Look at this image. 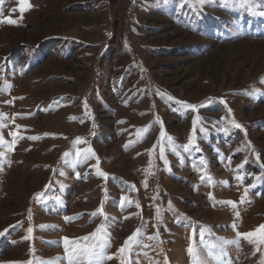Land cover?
<instances>
[{
  "label": "rangeland",
  "instance_id": "374dc122",
  "mask_svg": "<svg viewBox=\"0 0 264 264\" xmlns=\"http://www.w3.org/2000/svg\"><path fill=\"white\" fill-rule=\"evenodd\" d=\"M28 2L0 4V264H69L102 224L91 264H264L238 236L264 225V0Z\"/></svg>",
  "mask_w": 264,
  "mask_h": 264
},
{
  "label": "snow or ice",
  "instance_id": "6c2138e0",
  "mask_svg": "<svg viewBox=\"0 0 264 264\" xmlns=\"http://www.w3.org/2000/svg\"><path fill=\"white\" fill-rule=\"evenodd\" d=\"M168 0H165V3H167ZM227 2V0H226ZM233 2H237V0H233ZM240 3L244 4L247 3L249 7H251V0H239ZM4 3V0H0V4ZM19 3V11L21 13H23L26 10L30 9V4L28 2V0H18ZM193 3L196 4H203L204 0H193ZM0 11H2V9H0ZM260 15H264V11L260 12ZM0 23H4V24H8V25H13L16 26L17 25V21L12 19V18H6V19H2L0 20ZM169 100L172 99V97H168ZM186 108H189L191 110H195V106L192 105H182ZM3 114H0V128H3L4 125L2 123L3 121ZM15 119V117L13 118ZM197 124V121L194 119L193 120V132L190 133L189 137H188V141L185 145H183V151L185 152H189L193 149L199 151L200 149H198V147L196 146V144L194 143L195 140V136L194 133L196 131L195 129V125ZM234 127L236 128H240L241 125L233 122ZM20 131L19 127H17L15 132L10 133V135L12 136V145H10V148H14L16 139L17 137V133ZM201 131H203V129H201ZM165 136V133L163 131V128L161 129L160 132V138L163 139ZM22 138V137H20ZM31 139H35V137H32ZM169 143H171V137L167 138ZM77 145L80 144H84L86 143V141H82L80 139H77L75 142ZM4 144V140H3V136L0 135V145ZM161 152V159L164 160L165 164H167V161L164 159V148L161 147L160 149ZM65 156H68V153L64 154ZM75 156L77 158V161L80 160H84L86 161L87 159L90 158V156H95V153L93 151V149L91 147H86V148H77L76 152H75ZM97 172L98 175L100 177H103L105 179H107V175L105 173H103L102 171H100L97 168ZM239 179L242 180L241 177H238ZM205 179V177L202 176V180ZM133 187L134 186H130ZM247 193V188L245 189V195ZM211 198V196H210ZM128 203L130 205V201H127L126 197H121V201H120V205L123 208L125 206V203ZM229 205L234 206L235 202L232 201H227L225 202ZM171 207V205H169ZM157 214H159V209H157ZM94 217L96 215H103V207L101 205V208H99L96 212H94L92 214ZM238 215V214H237ZM105 219H107V217L105 216ZM32 229L29 228L28 232L31 233ZM107 228L104 224H102L101 226H99L96 231L88 236H84L81 238H78L76 240H69V238L65 237L62 238L63 239V245H64V249H65V254L69 260V264H79L81 258H87L88 264H91V261L93 258H95L97 261H102L103 259H113L115 258L114 256H107L105 257L104 255V248L107 246V242L105 240V242L103 244L100 243V241L98 240V236L103 235L104 233H106ZM139 234V230H137V233H133L132 236L128 237L124 243V245L118 249V253L123 254L126 250H128L130 248V246L132 245V243L136 240L137 235ZM0 235H3V233H0ZM243 235L244 238L249 239L250 242H256L257 244H264V225H259L255 230L249 232V233H245V234H239L238 236ZM156 237H149V239H155ZM200 240L201 243H204L205 240V236L203 231H201V235H200ZM211 247H216V245H211ZM188 252L190 255H194V248L192 246V244L190 243V246L188 248ZM29 264H31V262H29ZM121 264H124L123 259L121 260ZM194 264H202V261H199V259L197 258V260L194 262Z\"/></svg>",
  "mask_w": 264,
  "mask_h": 264
}]
</instances>
